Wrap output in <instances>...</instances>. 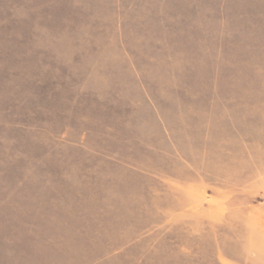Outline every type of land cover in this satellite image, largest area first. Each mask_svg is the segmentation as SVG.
Instances as JSON below:
<instances>
[{"label": "rangeland", "instance_id": "374dc122", "mask_svg": "<svg viewBox=\"0 0 264 264\" xmlns=\"http://www.w3.org/2000/svg\"><path fill=\"white\" fill-rule=\"evenodd\" d=\"M0 264H264V0H0Z\"/></svg>", "mask_w": 264, "mask_h": 264}, {"label": "crops", "instance_id": "0c3cea01", "mask_svg": "<svg viewBox=\"0 0 264 264\" xmlns=\"http://www.w3.org/2000/svg\"><path fill=\"white\" fill-rule=\"evenodd\" d=\"M217 97H218V90L217 89H215V90H213L212 91V99L213 100H215V99H217ZM163 126V125H162ZM163 130H164V133H165V135H166V137L169 139V143L171 144V153L173 152V151H175L176 153L178 152V149H177V146H175V144L173 143H171V137H170V135H169V131H168V129L167 128H165L164 126H163ZM169 135V136H168ZM76 146H81L82 144L81 143H78V144H75ZM174 152V154L177 156V154ZM174 158H176L175 156H173ZM179 160H182V158L181 159H179ZM180 162V164H183V162L182 161H179ZM186 168H188L187 170H186V172H184V173H182V174H180V175H178L180 178H178L177 177V179L176 180H174V181H169V182H171V183H173V184H175L176 186H187V187H189V188H191V189H203L204 187H206V184H205V182L201 179V178H198V174H196V173H194L193 171H192V169H194L196 166L194 165V164H189V165H184ZM150 178H152V180L154 181V182H156V181H158V183H162L163 181H168L167 180V178H166V176L167 175H164V176H161V175H159L160 173H150V172H147L146 173ZM197 190V191H198ZM197 198H198V196H197Z\"/></svg>", "mask_w": 264, "mask_h": 264}]
</instances>
